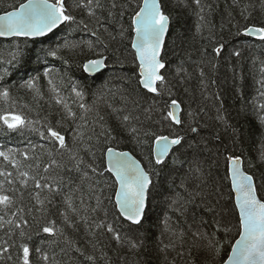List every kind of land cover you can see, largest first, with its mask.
Masks as SVG:
<instances>
[{
  "label": "trees",
  "instance_id": "trees-1",
  "mask_svg": "<svg viewBox=\"0 0 264 264\" xmlns=\"http://www.w3.org/2000/svg\"><path fill=\"white\" fill-rule=\"evenodd\" d=\"M25 2L27 0H0V15L18 9ZM81 2L66 0L67 11L76 18V23L66 22L45 39L0 38V76H3L0 79V92L4 89L9 91L8 97L0 96V117L19 115L26 121V126L11 130L0 119V151L18 161H23L22 153H27L30 158L27 163L33 164L32 169H21L29 172L28 187L25 189L19 184L16 170L0 157V171L12 172L13 177L9 179L14 180L12 185H8L4 177L0 176V184L5 188L16 187L20 190L16 194L17 207L25 209L19 215L29 222L24 230L31 236L30 240L25 241L30 248L31 264H49L35 248L46 253L51 264H137L138 261L140 264H224L232 244L238 239V212L234 209V194L226 178L227 157L241 156L245 170L250 174L255 173L258 185L264 178V167L259 166V154L264 151V124L260 122V118L264 117V109L260 108L264 104V87L260 83L264 81V40L244 35L247 28L264 26V0H201L203 13L194 0H163L171 23L164 58L168 62V80L172 90L171 94L165 91L162 96L148 93L138 82V62L131 47L134 33L130 24L132 12L142 0H132V7L119 22L118 17H109L107 14L111 0H102L105 7L94 11L103 27L96 23L95 17L88 16L85 8L76 7ZM200 15L205 17L204 21L200 20ZM80 21L87 23L88 28L85 29ZM121 25L127 29L124 39L120 40L117 36L118 42H110L104 27L117 35ZM93 31L108 44L107 50L92 35ZM217 47H221L218 55L214 51ZM51 50H56V56L48 55ZM14 54L17 60L12 59ZM101 57L107 58L106 70L95 77L88 76L84 72L85 63ZM181 61H184L187 76L175 75ZM201 70L203 76L200 75ZM34 77L36 79L32 88L24 86L27 80ZM73 88L81 91L83 97H77ZM173 99L181 106L183 124L179 126L164 119L171 111ZM65 104L75 114V120L65 119ZM81 104L91 110L85 112L80 108ZM150 106L151 112L148 111ZM129 112L139 116L145 127L158 134L163 132L168 135L171 131L187 136L190 141H207L208 148L214 154L212 177L223 191V198L217 207L224 209L228 227L232 229L227 234L223 228L215 233L221 245L218 256L203 250L204 242H199V247L194 246L197 241L191 235L197 226L205 233H212L216 227L212 215L197 209L195 222L191 212L186 217H180L169 208L164 195H156L151 200L143 228L131 232L128 222L122 218L114 219L118 213L113 203L105 200L109 210L107 222L113 223L122 234L128 233L123 246L117 244L111 234L95 229L93 219L99 222L103 219L102 214L90 218L88 224L75 215L71 227L63 222L61 213L65 210L64 199L68 195L72 196L74 205L81 210V216L91 217V214L83 211L81 192L75 191L76 185L80 184L76 179L79 173L67 170L73 166L68 155L54 151L53 143L49 139H41L39 133H46L45 125H51L71 145L79 125H86L89 129L94 127L96 132L101 131V124L110 127L117 139L96 144L95 165L104 171L107 183L112 184L114 177L106 171L104 150L107 147L131 152L143 165H147L146 157L154 147L150 138L141 136L140 139L147 140V143L137 144L127 132L122 131L117 117ZM190 112L196 113L195 120L189 116ZM148 115L151 116L150 120L146 119ZM218 115L224 119H217ZM99 116H103L104 121H99ZM131 123L140 126L138 121L133 120ZM190 124L198 127V133L189 131ZM217 135L220 141L216 140ZM92 143H96L95 136ZM39 145H44V148ZM49 150L53 151L51 157L47 154ZM32 157L40 159L35 161ZM85 159L92 162L88 156ZM53 160L56 163H52ZM36 164H39L38 168ZM249 164L256 167L249 168ZM45 167H49L48 172H44ZM176 167L179 169L181 166L177 164ZM183 169L172 171L169 168L162 172L157 169L158 174L152 175L153 182L166 194L182 192L178 185L184 178L187 165ZM89 176L91 179L96 178L90 170ZM31 177L41 184H51L52 190L47 187L36 189ZM87 183L84 182V192H87ZM57 185L60 186L59 191L56 190ZM114 192L115 186L105 187L103 195L112 197L114 201ZM36 193L44 201L43 205L37 202ZM258 194L264 196V190H259ZM86 203H89L87 199ZM90 203L94 206L95 200ZM201 215L208 224L200 225ZM165 217L170 218V224L176 230L175 236L165 231ZM50 221H55V227L62 229L63 235L52 236L42 231ZM93 232L95 236L91 234ZM181 232L184 233L183 240L179 239ZM138 236L147 237L144 241L147 251H129L127 240ZM3 239L7 237L0 230V240ZM13 242L15 246L10 249L12 260L0 255V264H16L22 255L17 251L21 243L18 235L14 241H10ZM94 243L95 249L92 247ZM165 245L173 246L164 248ZM162 248L164 251H161ZM89 255L94 256L95 261H89Z\"/></svg>",
  "mask_w": 264,
  "mask_h": 264
},
{
  "label": "snow or ice",
  "instance_id": "snow-or-ice-1",
  "mask_svg": "<svg viewBox=\"0 0 264 264\" xmlns=\"http://www.w3.org/2000/svg\"><path fill=\"white\" fill-rule=\"evenodd\" d=\"M194 2L200 8V12L203 13L204 6L201 5V0H194ZM76 7L85 8L88 16L95 17L96 23L103 27L100 18L96 17L94 11V9L105 7L102 0H82ZM131 7L132 0H125V2L111 0L107 14L109 17H118L117 22H119V19H122L125 12ZM200 20L204 21L205 17L200 15ZM66 22L76 23V18L67 11L66 0H27V3L20 4L17 10L6 12L0 16V36L41 37ZM80 23L83 24L85 29L88 28L87 23L83 21H80ZM130 28L135 34L131 47L135 49V59L138 61L139 84L148 93H154L157 96H162L165 91L171 94L172 89L168 80L169 67L167 60L164 58L166 53L162 55L165 37L170 28V15L166 13L163 7V0H142V2L137 3L136 10L131 15ZM126 31L127 29H124L121 25L117 35H113L107 27H104V32L107 33L110 42H118L117 36L120 40H123ZM245 31L246 33L256 34L261 40H264V26L247 28ZM92 35L96 36L97 40L107 50L108 44L100 39L97 32L93 31ZM89 47H91V44ZM221 47L214 49L217 55L220 53ZM56 54V50L48 52V55L51 56H56ZM236 55L238 56L239 53L237 52ZM12 59L17 60V56L14 54ZM105 60L106 58L89 60L85 65V69L98 71L105 65ZM45 75H48V72H45ZM175 75H188L187 70L184 68V61L177 65ZM200 75H204L203 70H201ZM0 79H3V76H0ZM35 79L34 77L27 80L24 86L32 88ZM201 83L203 84V81ZM260 83L264 87V81ZM73 91L77 97H83L81 91L75 88H73ZM0 96L8 97L9 91L4 89L0 92ZM133 102L135 103V101ZM171 106L173 108L177 107V101L173 99ZM64 107L66 110L65 119L75 120V114L71 109L66 104ZM80 108L84 109L85 112L91 110L86 108L84 104H81ZM260 108L264 109V104H261ZM114 111H124V109H114ZM148 111H152V106L149 107ZM189 116L195 120L196 113L190 112ZM117 118L120 120L122 131L127 132L137 144L147 143V140L142 141L140 139L143 136L150 138L154 147H152L150 155L146 157L147 165H143L140 160H137L129 152L117 151L113 147H107L104 150L108 157L106 171L114 177L112 184L107 183L104 179V171L99 170L98 166L95 165L96 144L108 143L117 139L110 127L101 124V131L96 132L94 127L89 129L86 125H79L72 137L71 145L67 144L65 136L51 125H45L46 133H39L41 139H49L53 143L54 151L59 152L61 155H68V159L73 166L67 170L79 173L76 179L80 181V184L76 185L75 191L81 192L80 203L84 205L83 211L91 214V217L81 216V210L74 205L72 196L68 195L64 199L65 210L61 213L63 222L71 227L72 217L75 215L79 216L85 224H88L90 218L99 217L102 214L103 219H100L99 222L93 219L95 229L111 234L112 239L123 246L128 233L122 234L113 223L107 222L109 210L105 206V200L113 203L118 213V216L114 219L122 218L123 221L128 222L129 231L131 232L143 228L151 200L155 199L156 195H164L169 208L178 213L180 217H186L191 212L193 222H195L197 209L200 212H207L212 215V222L216 225L212 233H205L197 226L196 231L191 232V235L193 240L197 241L194 246L199 247V242H204L203 250L218 256L221 245L220 241L216 239L215 233L223 228L225 234H227L232 229L228 227L224 209L217 207L223 198V191L212 177L214 154L208 148L207 141L203 139L190 141L187 136L171 131L168 135L163 132L158 134L150 131L144 126L139 116H133L130 112ZM0 119H3L4 124L11 130H18L20 127L26 126L25 119L19 115H12L10 118L0 117ZM80 119L83 120L84 117L81 116ZM146 119L150 120L151 116H146ZM164 119L170 120L175 125L183 124L180 117L173 111H169ZM217 119L223 120L224 118L218 115ZM133 120L138 121L140 126H133L131 123ZM99 121H104V117L99 116ZM260 122L264 124V117L260 118ZM189 131L198 133L199 129L190 124ZM233 131L235 132V129ZM94 136L95 144L92 143ZM216 140L220 141L219 135L216 136ZM35 147L33 146V148ZM39 147L43 149L44 145H39ZM205 150H207V154H205ZM47 154L51 157L53 151L49 150ZM22 155L24 160L18 161L11 158L8 153L0 151V157H3L16 170L20 178V186L26 189L28 187L29 172L21 169H32L33 164L27 163L30 159L27 153H22ZM85 156L90 157L92 162H88ZM31 159L38 161L40 158L32 157ZM52 163H56L55 160ZM243 163L242 157L239 155L227 157L226 178L230 181V191L234 194V209L238 212L236 227L239 238L235 239L232 244L231 254L224 264H264V196H258V191L264 190V178H261L258 185L255 173L250 174L249 171L245 170ZM177 164L181 166L179 169L176 167ZM184 165H187V170L184 171V178L178 185V188L183 191H176L174 194H166L160 191L152 179V175L157 173V169L161 172L169 168L172 171H183ZM259 166L264 167V151L259 154ZM36 167L38 168L39 164H36ZM49 167H45L44 172H48ZM252 167H256V165L249 164V168ZM89 170L96 177L95 179L90 178ZM0 176L4 177L8 185L14 183L13 179H9L13 177L12 172L0 171ZM31 179L36 189L47 187L50 191L52 190L51 184H41L35 177H31ZM210 180L212 183H209ZM85 181L88 182L87 192L83 191ZM71 182L75 183V181ZM173 183L175 182L173 181ZM113 186H115L114 201L112 197L103 195L105 187ZM56 190H60L59 185H57ZM18 191L20 190L16 187L5 188L3 184H0V230H3L4 235L7 237V239L0 240V255L5 256L7 260H12L10 249L15 245L14 242L10 243V241H14V237L18 235L21 243L17 251L21 252L22 255L18 257L16 264H21V262L22 264H31L30 248L28 243L25 242L26 239L30 240L31 236L24 230L29 222L25 217L19 215L25 209L17 207L16 194ZM20 195L22 196L23 193L21 192ZM36 199L41 205L44 204V201L39 199V193H36ZM86 199L89 203H86ZM93 199L95 200L94 206L90 203ZM199 221L200 225L208 224V221L204 220L202 215ZM163 223L165 231L175 236L176 230L171 226L170 218L165 217ZM42 231L52 236L63 235V230L55 227V221H50L47 226L43 227ZM91 234L96 235L95 232ZM183 237L184 233L181 232L179 239L183 240ZM146 239V236H138L135 239L129 238L127 240L129 251H147L144 245ZM171 246L173 245H165L164 248ZM92 247L95 249L96 244H92ZM35 251L41 253L42 259L51 264L49 256L43 253L40 248H35ZM161 251H164V249L162 248ZM179 254L183 255L182 253ZM190 255L191 251H189ZM87 259L95 261V257L92 255L87 256ZM105 259L107 261L106 254ZM137 264H140V262L138 261Z\"/></svg>",
  "mask_w": 264,
  "mask_h": 264
},
{
  "label": "water",
  "instance_id": "water-1",
  "mask_svg": "<svg viewBox=\"0 0 264 264\" xmlns=\"http://www.w3.org/2000/svg\"><path fill=\"white\" fill-rule=\"evenodd\" d=\"M25 3H27V2H25ZM17 10V9H16ZM13 11H15V10H13ZM4 15V14H3ZM0 16H2V15H0ZM171 24V23H170ZM65 25V23L64 24H61V25H59L56 29H54L52 32H50V33H47L45 36H41V37H34V38H28V37H22V36H0V38L1 39H5V40H10V39H14V38H18V39H30V40H40V39H45V38H47V37H49V36H51L52 34H54L56 31H58L61 27H63ZM169 31H170V28H169ZM168 34H169V32L166 34V37H165V45H166V41H167V38H168ZM244 35H246V36H248V37H250V38H257V37H259L258 35H256V34H253V33H244ZM134 36H135V34H134ZM133 39H134V37H133ZM165 45H164V49H165ZM164 49H163V51H162V55H163V53H164ZM132 50H133V52L135 53V49H133L132 48ZM101 58H106V57H101ZM101 58H97V59H101ZM93 60H96V59H93ZM138 62V61H137ZM88 62H86L85 63V65L87 64ZM107 58H106V60H105V65L101 68V69H99L98 71H88V70H86L85 69V65H84V72L88 75V76H91V77H95V76H97V75H99V74H101L102 72H104L105 70H106V68H107ZM163 71V70H162ZM145 90V89H144ZM146 91V90H145ZM150 94H153V95H156V94H154V93H150ZM170 108H171V111H173L177 116H179V117H181V106L177 103V107H175V108H173L171 105H170ZM181 119V118H180ZM177 126H179V125H177ZM117 151H120V150H117ZM124 152H129V151H124ZM132 156H134L131 152H129ZM135 157V156H134ZM105 158H106V165H107V160H108V157H107V154L105 155ZM136 158V157H135ZM137 159V158H136ZM138 160V159H137ZM243 160V159H242ZM244 162V161H243ZM142 163V162H141ZM243 167H244V163H243ZM245 169V168H244ZM111 174V173H110ZM258 196H259V194H258ZM239 238V237H238ZM230 254H231V252H230Z\"/></svg>",
  "mask_w": 264,
  "mask_h": 264
}]
</instances>
